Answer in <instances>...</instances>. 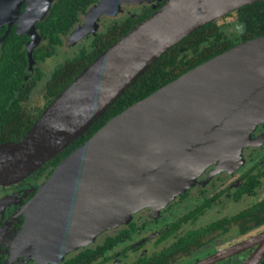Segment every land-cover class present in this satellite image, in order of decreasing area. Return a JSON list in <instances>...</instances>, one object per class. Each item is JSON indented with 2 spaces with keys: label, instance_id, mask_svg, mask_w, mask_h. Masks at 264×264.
Here are the masks:
<instances>
[{
  "label": "water",
  "instance_id": "1",
  "mask_svg": "<svg viewBox=\"0 0 264 264\" xmlns=\"http://www.w3.org/2000/svg\"><path fill=\"white\" fill-rule=\"evenodd\" d=\"M161 0H98L69 36L96 35L102 17L124 5ZM99 54L41 112L17 142L0 145V187L20 183L65 150L162 54L182 39L239 8L262 0H165ZM53 0H0V29L26 35L28 71L41 43L36 24ZM23 8V10H21ZM27 80V77L25 78ZM264 122V35L243 41L191 68L131 104L62 159L23 205L18 236L44 246L56 262L127 225L138 211L160 212L194 186L242 162V150ZM260 138L263 139L261 136ZM4 200L0 208H4ZM6 229L3 227L1 230ZM1 235V232H0ZM257 245L245 264L264 257V232L196 264H213Z\"/></svg>",
  "mask_w": 264,
  "mask_h": 264
},
{
  "label": "trees",
  "instance_id": "2",
  "mask_svg": "<svg viewBox=\"0 0 264 264\" xmlns=\"http://www.w3.org/2000/svg\"><path fill=\"white\" fill-rule=\"evenodd\" d=\"M97 1L53 0L46 17L36 24V29L42 38L41 43L33 50L32 54L36 64L42 63L56 54L57 48L63 44V38L80 22L87 9ZM154 10L149 6H144L137 17L125 15L121 20L111 21L103 31L97 32L96 35L87 36L86 43L79 47L78 52L57 66L47 77L43 86L45 103L39 109L29 108L26 103L36 84L43 79V74L36 66L33 73L27 70L25 44L29 38L26 35L17 34L15 27H11L10 32L0 44V145L20 140L35 123L45 107L84 68L126 34L135 24L149 17ZM233 13L236 18L235 21L239 25L235 29L236 32L233 31L228 34L226 29L232 28L233 25H219L218 19H216L182 39L162 54L81 136L75 139L65 150L42 165L29 178L38 181L45 180L62 159L85 142L110 118L131 104L225 50L243 41L264 35V0L243 6ZM229 15L231 13L226 16ZM5 30L6 27L0 29V37ZM26 77L27 80H25ZM255 185L256 180L250 186L246 183L242 190L253 193ZM250 212L253 213L251 216L256 223L264 222V202L256 204ZM245 226L242 228L247 229V227L244 228ZM204 233H190L180 240L177 247L182 245L190 247L195 244L200 246V237ZM128 236V230H122L118 235L107 238L106 250L113 248ZM177 247L166 250L165 255L171 254ZM83 254H80L79 257ZM99 255L95 252L93 258L95 259ZM79 257V261H84Z\"/></svg>",
  "mask_w": 264,
  "mask_h": 264
},
{
  "label": "flooded vegetation",
  "instance_id": "3",
  "mask_svg": "<svg viewBox=\"0 0 264 264\" xmlns=\"http://www.w3.org/2000/svg\"><path fill=\"white\" fill-rule=\"evenodd\" d=\"M165 2L161 0L155 7L150 4L124 5L122 15H130L131 11L141 12L144 6L155 9V12ZM131 7L134 10L128 11ZM105 17L108 20L113 19ZM79 24L80 22L74 28ZM74 28L65 37L69 39ZM252 139L251 144L242 150V162L238 168L230 172L222 171L208 178L214 169V166H210L194 186L177 196L160 212L153 213L150 208L142 209L132 216L127 225L100 234L94 241L67 253L58 262L54 257L48 258L46 251L38 254L37 250H42L44 246L36 244L35 241L27 239L20 243L17 240L25 224L23 205L34 196L44 180L27 177L18 184L0 187V201L4 200L5 203L4 208H0V264H196L257 237L264 232V222L256 223L250 210L256 204L264 202V198L246 207L239 206V203L246 198H254L261 180H264V122L252 133ZM258 149L260 153L256 151ZM255 180L253 193L242 190L246 183L250 186ZM228 206L231 207L229 211ZM202 221L205 222L200 224ZM244 225L247 229L242 228ZM3 227L6 229L1 230ZM122 230H128L129 236L106 250L107 238L118 235ZM200 232H205L200 237V246L195 244L190 247H177L185 236ZM248 234L250 235L244 240L236 241ZM133 236H138L137 240L125 244ZM119 245L122 246L115 253L114 249ZM173 247L177 249L165 255V251ZM256 248L257 245H250L213 264H245ZM95 252L100 255L94 259ZM80 254L83 255L79 257ZM78 257L84 261H79ZM263 261L264 257L258 264Z\"/></svg>",
  "mask_w": 264,
  "mask_h": 264
},
{
  "label": "rangeland",
  "instance_id": "4",
  "mask_svg": "<svg viewBox=\"0 0 264 264\" xmlns=\"http://www.w3.org/2000/svg\"><path fill=\"white\" fill-rule=\"evenodd\" d=\"M142 5V4H141ZM133 8H128V11L132 10ZM139 9V8H138ZM134 10V9H133ZM124 13V12H123ZM123 13H120L118 14L117 16L110 18V20L106 19H100L99 21V29L97 32H101L104 30V28L106 27V25H108L111 21H114V20H121L124 18L125 15H127L128 13H125L124 15H122ZM140 11L138 10L137 12H132L130 13V15H135V14H139ZM103 17V18H104ZM82 20H83V17H81V20H80V24L82 23ZM236 18H235V14L234 13H231V15L229 16H223V17H220L218 19V24H231L233 25L232 28L230 29H226V31L228 32V34L230 32H233L237 29V27L239 26L237 23H236ZM85 38L75 42L74 44H71L69 42V39L67 37H64L63 38V44L62 46L58 47L57 48V51H56V54L50 58V59H47L46 61L42 62V63H38V64H35L33 66V70L36 67L39 68V70L42 72L43 74V79L38 82L34 88V90L31 92V95L28 99V102L26 103L27 107L29 108H41L43 106V104L45 103V99L43 98V86H44V82L46 81L47 77L50 75V73L59 65H61L65 60H67L68 58H71L75 53L78 52V49L79 47H81L83 44H85ZM33 70L32 71H29L30 73H33ZM258 153L259 152V149L256 150ZM264 198V180H261L260 182V186L257 190V195L254 197V198H246L244 199L243 201H240L241 203H239V206L242 205V207H246V206H249L250 204L254 203L255 201L257 200H260ZM230 202V201H229ZM229 202H226V203H229ZM236 208V206H235ZM231 209V207L228 206V211ZM205 221H202L200 224L204 223ZM250 234L246 235V236H243L241 238H238L236 241H241V240H244L245 237L249 236ZM228 236V235H227ZM138 236L136 237H132V239L130 240V242H127L125 244H129V243H133L135 242V240H137ZM235 239H228V241H234ZM122 246V245H121ZM121 246H117L115 249H114V252L116 253L117 250H119L121 248ZM124 246V245H123ZM206 252H209V250H206ZM205 252V253H206ZM112 254V253H110ZM133 256H130V258H132ZM131 260V259H130ZM110 264V263H109Z\"/></svg>",
  "mask_w": 264,
  "mask_h": 264
}]
</instances>
